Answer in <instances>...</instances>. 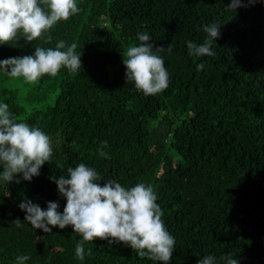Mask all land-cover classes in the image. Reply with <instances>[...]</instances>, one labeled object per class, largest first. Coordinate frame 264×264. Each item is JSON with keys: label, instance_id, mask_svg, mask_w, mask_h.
<instances>
[{"label": "trees", "instance_id": "1", "mask_svg": "<svg viewBox=\"0 0 264 264\" xmlns=\"http://www.w3.org/2000/svg\"><path fill=\"white\" fill-rule=\"evenodd\" d=\"M230 2L77 0L79 13L44 37L0 45L4 60L63 40L77 45L82 62L78 73L62 68L57 77L44 76L38 84L58 80V94L23 117L0 71V102L17 122L45 131L53 147L52 161L31 181L22 174L0 181V264H16L19 255L30 257L25 264H163L98 238L85 243L81 261L75 255L81 237L71 226L45 233L24 221L18 205L25 199L44 210L57 202L63 212L66 198L52 178L79 163L93 167L101 185H152L175 238L169 264H197L206 255L226 264L228 254L238 264H264V0L235 11ZM210 23L221 25L215 55L189 56L186 42L202 44ZM139 33L150 35L153 51L172 45L171 54L158 53L169 86L154 96L125 77L122 56L141 43ZM103 141L110 158L98 153Z\"/></svg>", "mask_w": 264, "mask_h": 264}, {"label": "clouds", "instance_id": "2", "mask_svg": "<svg viewBox=\"0 0 264 264\" xmlns=\"http://www.w3.org/2000/svg\"><path fill=\"white\" fill-rule=\"evenodd\" d=\"M258 0H231L228 10L247 7ZM77 0H0V45H12L23 38L26 43L44 37L61 21H68L78 14ZM221 25L210 23L203 26L207 38L202 44L186 42L188 55L193 57L213 56L212 44L220 37ZM139 45L129 46L123 54L126 81L133 82L137 91L145 96L157 95L169 86V73L165 61L158 53L172 52L171 43L165 47L155 46L147 33H139ZM51 43V36H47ZM75 43L66 45L61 40L55 47H36L34 55L10 57L0 60V71L9 78L22 79L24 83L35 85L44 76L57 77L61 69L78 73L82 66L81 53L76 52ZM203 64H197L201 70ZM108 142L103 141L98 153L110 158L103 149ZM53 157L52 138L41 128L26 122H17L6 103L0 102V181L11 183L17 174L31 181L38 176L45 162ZM59 167H63L59 165ZM57 184L60 196L66 198L63 212L59 204L47 202V209L25 199L18 207L25 212L24 221L34 229L52 232V227L64 229L71 226L81 239L75 247L76 258L83 261L85 243L95 239L109 243H123L131 247L141 258L169 264L175 249V238L168 231L162 219L163 211L156 203L157 195L150 184L143 182L132 187H124L115 180L103 179L93 167L79 163L67 168V175L52 178ZM19 183V179H16ZM22 226L21 221H15ZM51 226V227H50ZM92 250L88 249V255ZM27 255L15 258L16 264H25ZM226 264H238V259L228 254ZM197 264H216L212 255L198 259Z\"/></svg>", "mask_w": 264, "mask_h": 264}, {"label": "rangeland", "instance_id": "3", "mask_svg": "<svg viewBox=\"0 0 264 264\" xmlns=\"http://www.w3.org/2000/svg\"><path fill=\"white\" fill-rule=\"evenodd\" d=\"M4 85L15 91V100L23 109V114L19 117L28 114L33 108L52 103L60 90L58 80H54L50 85L46 86V84L40 85L38 83L30 85L24 83L22 79L9 78L4 82Z\"/></svg>", "mask_w": 264, "mask_h": 264}]
</instances>
